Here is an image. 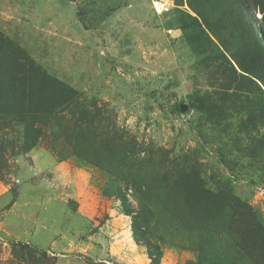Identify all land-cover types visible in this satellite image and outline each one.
I'll return each instance as SVG.
<instances>
[{"label": "rangeland", "instance_id": "rangeland-1", "mask_svg": "<svg viewBox=\"0 0 264 264\" xmlns=\"http://www.w3.org/2000/svg\"><path fill=\"white\" fill-rule=\"evenodd\" d=\"M249 31L264 0H0V67L36 72L0 99V264H264Z\"/></svg>", "mask_w": 264, "mask_h": 264}, {"label": "trees", "instance_id": "trees-1", "mask_svg": "<svg viewBox=\"0 0 264 264\" xmlns=\"http://www.w3.org/2000/svg\"><path fill=\"white\" fill-rule=\"evenodd\" d=\"M234 3H235V6H237V2H234ZM242 4L243 3L241 1L238 3V9L241 12L243 11ZM195 12L198 16H200V13L198 11L195 10ZM242 39L244 40V43L249 44L250 49H259L260 52L263 53L264 47H262L260 42L256 39V37H254V34L252 31H249L246 35L242 37ZM243 47L245 49L244 44H243ZM237 66L241 72L249 74L250 71H246V69L242 65H240L238 62H237ZM6 72L7 71L5 67L1 66L0 67V99L3 104L2 105L3 111L8 110V107H11V108L19 107L20 108L24 106L25 104H29L30 106H32V103H30V100L28 99V97L30 98L32 93H34L33 91L34 88L31 89L32 84H33L31 82L32 81L31 78L34 77L36 73L33 70V67L29 66L28 70H26V73L23 74L22 77L20 75L13 76L12 71H11V74L10 73L7 74ZM19 73L21 74L22 70H19ZM39 85L42 91L48 88V85L45 83L39 82ZM42 97L36 100L38 101L40 107L44 106L45 99H43ZM117 198L120 201L122 212L125 215H131L133 213V209L131 208L126 197L122 195L121 193H118ZM231 207L232 208L235 207L237 209L236 205H231Z\"/></svg>", "mask_w": 264, "mask_h": 264}, {"label": "water", "instance_id": "water-1", "mask_svg": "<svg viewBox=\"0 0 264 264\" xmlns=\"http://www.w3.org/2000/svg\"><path fill=\"white\" fill-rule=\"evenodd\" d=\"M180 109H181V111H183V110H184V107H183V105H182V106H180Z\"/></svg>", "mask_w": 264, "mask_h": 264}]
</instances>
